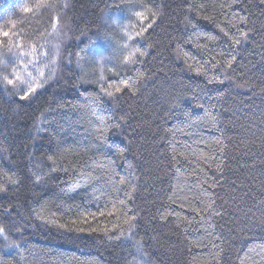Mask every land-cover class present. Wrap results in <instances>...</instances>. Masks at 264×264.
Listing matches in <instances>:
<instances>
[{
    "label": "trees",
    "instance_id": "16d2710c",
    "mask_svg": "<svg viewBox=\"0 0 264 264\" xmlns=\"http://www.w3.org/2000/svg\"><path fill=\"white\" fill-rule=\"evenodd\" d=\"M66 2L0 0V31L18 34L0 45V73L18 72V56L29 58L33 45L51 60L30 100L0 82V226L23 250H5L0 236L4 264H264V5ZM56 16L69 22L66 36L53 33ZM249 29L239 45L229 38ZM136 48L147 55L125 62ZM100 56L108 59L98 84ZM125 79L138 90H101ZM42 113L49 130L37 135ZM210 202L221 215H209Z\"/></svg>",
    "mask_w": 264,
    "mask_h": 264
},
{
    "label": "snow or ice",
    "instance_id": "6c2138e0",
    "mask_svg": "<svg viewBox=\"0 0 264 264\" xmlns=\"http://www.w3.org/2000/svg\"><path fill=\"white\" fill-rule=\"evenodd\" d=\"M259 3L261 5H264V0H259ZM47 6L49 8H52L53 10H55L57 7V5L54 2L49 3ZM63 6L65 8L68 6L66 0H64ZM200 7H203V6L201 5ZM20 11H22L24 13H31V12H33V8H31L27 5H24L23 7H21ZM135 15L141 19L144 18V14L141 12H136ZM153 16L155 18V14H153ZM203 19L211 20L213 18L211 16H204ZM54 21L55 22L52 24V31H53V33H55V35L57 37H61L62 33L59 30V16L54 17ZM153 22H154V19H153ZM112 23H116V21L112 20ZM188 23L191 24V26L193 28L197 27V25L192 23L191 20H189ZM239 24L247 25L248 24L247 17H240L239 18ZM117 26H119V24ZM217 26L219 27V25H217ZM148 27H151V24H149ZM232 27L238 28V25L236 23H232ZM146 30H147L146 28L141 27L140 32L136 33V35H142L143 32ZM121 31H124V29H121ZM220 31L223 32L225 36H229V33L227 31H225L224 28L221 27ZM249 31H251V29H249L248 31L239 30V38H237L236 36H231L229 38L232 40V42L234 44L239 45L241 43L242 39H247ZM125 35H127L129 39L133 38L131 33L125 32ZM12 36H18V34L17 33H10L7 31H0V45H2L4 43L5 39L10 38ZM209 39L215 40V37H210ZM17 47L22 48L23 47L22 43L17 45ZM30 47H31L32 54H34L35 53L34 45L30 46ZM123 47L127 48L128 45H123ZM56 49H57V55H58L59 54V44L56 45ZM134 52H138L140 56H146L147 55V51H141L139 48H136ZM23 55H25V54L21 53V55L18 56V59H22ZM45 55H47V54H45ZM221 55H223V54H221ZM133 56H134V53H128V55L125 56L123 59L125 62H135V61H133ZM105 59H108V57H104L100 61L101 75H100L99 80L96 81V83H98V84L100 83V81L105 80V76L103 75V71H102L103 63H104ZM235 59H236V57L233 55V56H231L230 59L225 60L224 63L226 65V67L230 69L232 67V64L235 61ZM53 63H54V61H53ZM0 65L6 66V63L4 61H0ZM213 66H215V64ZM54 71L55 70H53L52 75H54ZM40 75L43 76V73L41 72ZM28 76L30 79L28 81H25L27 86L23 90L17 88V82L20 81L21 77H20V73L16 72L15 70H13V72L10 75H4V74L0 73V82H2L4 84L6 91L8 90V86H12V91L8 92L9 95L15 94L19 97V99L21 101H27V100H30L36 94L38 88L43 87V83L35 82V78L31 76V73H29ZM138 76L140 78H143L144 74L138 73ZM214 82L223 83L224 81L217 78V77H212L209 79V83H214ZM100 87H101V90L104 91L106 93V95H108V96H114L116 93H121L125 89H128L131 92H136L138 90L135 86V82L129 83V81L127 79L123 80L121 82V85H109V88L114 87V89H115L114 92L109 91L108 88H105L103 86V84H100ZM21 92H22V94H21ZM90 96L94 100L99 99V97H97L94 93H90ZM219 98H221V97H218V99ZM178 105H179V100L177 101L176 105H173V107H177ZM201 107H203V105H201ZM46 124H49V121L47 119L46 114L42 113L41 116L38 118L37 123L34 125V128H35L37 135H39V133L41 131H48L49 130V128L44 127V125H46ZM49 159H53V158L49 157ZM130 167H131V165H130ZM33 176H34V181L37 183L43 182V180H44V173L42 171L37 172V173H33ZM15 182L16 181H13V183H15ZM120 183L123 184L124 181L121 180ZM130 187H131V185H130ZM133 190H134V188H133ZM0 191H3L2 186H0ZM261 204L264 205V201H261ZM205 207L211 209L209 211L210 216L211 215H221V212L214 207V202H210V204L205 205ZM164 218H166V216ZM135 220H136L135 215H133V216H131L125 220V223L128 225L129 237H131L133 235V230L135 228V224L133 222ZM122 235H124L123 232H121L119 235H117L116 239H120ZM0 236H3L4 240H8V236L5 233V228L2 226H0ZM11 246H12L11 244L7 245V247H9V248H11ZM136 246H137V251H140V252L143 251V244H142L141 240L136 241ZM15 249L23 251L22 249H20V245H18V244L16 245ZM0 264H4L2 257H0Z\"/></svg>",
    "mask_w": 264,
    "mask_h": 264
},
{
    "label": "rangeland",
    "instance_id": "374dc122",
    "mask_svg": "<svg viewBox=\"0 0 264 264\" xmlns=\"http://www.w3.org/2000/svg\"><path fill=\"white\" fill-rule=\"evenodd\" d=\"M130 26L134 27V24H130ZM123 29H124L123 31L124 39H122L123 45H128V47L125 49H130L132 48L133 45V38L129 39L128 36L125 35V32L131 33V31L129 27L126 28L124 27ZM132 37H134L133 34ZM47 49L44 48L40 53L37 52L31 54L29 58L25 56L22 59H19L20 61L18 63V67H19L18 72L20 73L21 83H25V81H28L30 79L28 76L29 73H31V76L35 78V82L42 83L46 73H49L51 69V60H50V55L48 53L49 49L48 50ZM41 72L43 73V76L40 75Z\"/></svg>",
    "mask_w": 264,
    "mask_h": 264
},
{
    "label": "clouds",
    "instance_id": "9594fccd",
    "mask_svg": "<svg viewBox=\"0 0 264 264\" xmlns=\"http://www.w3.org/2000/svg\"><path fill=\"white\" fill-rule=\"evenodd\" d=\"M113 20L116 21V23H113V24H115V25H118L119 24V20L118 19L114 18ZM69 27H70L69 22L67 20H64L59 25V30L61 31V33H64L65 36H66L67 35V30L69 29ZM129 53H134V55L137 54V52H134L132 50H129ZM102 58H104V56L98 57V63H100V61H101ZM9 244L12 245L11 248L7 247V245H9ZM17 244L20 245L18 242L14 241V240H10V239L5 240V250H7V249H13V248L15 249V247H16Z\"/></svg>",
    "mask_w": 264,
    "mask_h": 264
}]
</instances>
